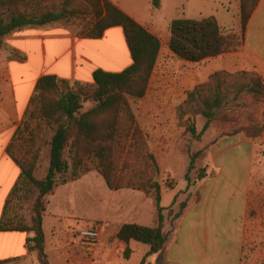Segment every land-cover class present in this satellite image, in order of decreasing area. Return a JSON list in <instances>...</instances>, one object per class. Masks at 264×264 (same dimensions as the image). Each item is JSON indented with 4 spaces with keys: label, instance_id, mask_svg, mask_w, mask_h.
Masks as SVG:
<instances>
[{
    "label": "crops",
    "instance_id": "1",
    "mask_svg": "<svg viewBox=\"0 0 264 264\" xmlns=\"http://www.w3.org/2000/svg\"><path fill=\"white\" fill-rule=\"evenodd\" d=\"M110 1L156 36L161 42L162 52H168L169 28L173 20L196 19L192 15L204 9L208 13H199L198 19L214 17L220 25L218 15L223 10L219 0H192L190 4L189 0H158L155 9L152 0ZM223 3L228 8L231 6L230 0H223ZM235 10L237 13L238 4ZM207 61L211 63L207 68L179 61V71L169 84L161 76L157 84L152 85L156 77L155 68L152 72L146 94L138 107L142 124L138 122L139 118L136 121L141 131H145L149 153L157 165L160 152L164 147L168 148L173 137L169 128L177 122L175 117H166V113L174 112L188 91L216 72H251L264 81V0L258 1L246 23L241 48ZM131 65V55L120 27L106 30L99 39H89L75 30L56 25L27 27L3 38L0 49V219L21 174L9 148L37 82L43 77H55L70 85H93L94 72L120 73ZM253 159V143L241 135L223 137L208 147L204 167L206 176L197 185L199 199L189 201L181 217L175 221L162 253L164 264H264V250L246 253L245 246L249 240L248 228L261 233L260 223L264 219V214L262 219L249 217L254 189ZM87 166V173L75 181L58 185L50 195L43 218V232L46 230V234H50L63 223L67 226L86 223L73 233L76 243L71 244L70 250L77 255L95 252L100 256L97 249L101 248V241L93 247L81 243L75 235L89 225L87 222L106 223L107 230L104 225L101 229L102 239L113 237L118 250L125 253L129 250L131 256L138 251V243L124 244L116 239V234L126 224L153 227L156 219L153 201L142 191L121 189L109 191L111 197L117 195L114 206L111 203L103 205L99 190L104 191L107 186L89 162ZM174 197L165 203L162 193L161 208L167 209ZM91 202L97 203L93 204L97 209L90 210ZM165 231H168L166 224ZM46 234L45 253L48 258ZM30 236L23 232L0 231V263L17 264L25 258L38 259L36 252L29 253L26 249V239ZM59 249L51 252L60 254ZM148 251L149 248L139 257V263ZM118 253L121 254L120 251ZM119 254L117 259L122 258ZM154 257L147 264H160V255L155 254Z\"/></svg>",
    "mask_w": 264,
    "mask_h": 264
},
{
    "label": "trees",
    "instance_id": "2",
    "mask_svg": "<svg viewBox=\"0 0 264 264\" xmlns=\"http://www.w3.org/2000/svg\"><path fill=\"white\" fill-rule=\"evenodd\" d=\"M54 1L0 0V49L3 38L17 30L44 27L83 16L89 23L79 34L89 39H99L106 30L120 27L132 65L120 73L94 72L93 85H70L55 77H43L37 82L9 148L21 174L5 203L0 231L30 234L26 239L27 251L36 252L43 264H49L43 232L47 198L58 185L75 181L87 173L89 162L108 189L138 190L152 199L156 211L155 225H123L116 239L124 244L135 242L149 248L139 264H146V258L155 254L160 255L162 262V253L174 229L165 231V209L160 206L159 184L153 179L158 166L149 153L130 103L144 98L161 42L110 0H60L59 5ZM258 1L239 0V35L224 32L214 17L173 20L169 28L168 52L176 60L199 64L238 51L246 23ZM152 7H158V0H152ZM248 98L253 103H264L261 77L251 72H217L188 92L177 112L180 118L189 114L205 120L198 135L194 126L188 128L189 133L198 139L229 103L232 107H245ZM87 102L91 106L84 111L83 105ZM47 133H51L47 144L48 167L39 179L36 171L41 160V144H46L43 139ZM205 176L204 171L197 173L193 200L199 199L197 185ZM185 181L188 186L187 174ZM188 203L180 205L173 217L175 221Z\"/></svg>",
    "mask_w": 264,
    "mask_h": 264
},
{
    "label": "rangeland",
    "instance_id": "3",
    "mask_svg": "<svg viewBox=\"0 0 264 264\" xmlns=\"http://www.w3.org/2000/svg\"><path fill=\"white\" fill-rule=\"evenodd\" d=\"M191 1L192 0H189L188 3L190 4ZM54 2L58 5L60 4V0H55ZM219 3L223 4V10H221L218 15V20L220 23L219 26L226 33H236L239 35V0H230L231 6L229 8L226 3H223V0H219ZM237 4L238 12L236 13L235 6H237ZM199 13H202L201 15H204V13L208 12L207 10L202 9L200 10V12H196L192 16L198 19V17H200ZM88 23L89 21L81 16L76 19H68L52 25L68 28L81 33V31L88 26ZM161 41L164 42L163 38H161ZM178 62L179 60H176L173 56L171 57L170 53L160 51L159 58L155 66L156 77L152 85H156L161 76L163 78L165 77L167 84H169L170 82L172 83L177 71H179L178 69L180 65ZM210 64V61L205 60L202 63L197 64V68H207L208 66H210ZM186 67L189 68V65H186ZM207 80L205 82H207ZM183 102L176 106L174 112L172 111L166 113V117H175L177 122L174 126H171L169 128V133L173 137H171L168 142V148L164 147L163 151L160 152V157L157 158L159 162L157 165L158 172L155 175L153 174L154 181L159 184L160 194L163 193L164 202L167 203L170 197L175 196L174 203L170 204V206L163 212L166 230L172 231L174 229L175 220L173 217L179 211L180 205L186 204L187 201L195 199V184L197 183V173L200 174L203 173V171L205 173L204 167L208 147L211 144H214L217 140L223 137L234 136L233 134H237L238 132L245 138V135L250 136L246 139L251 141L254 146V189L253 193L251 194L249 217L252 219H262L264 214V103H253L249 98L245 101V107L236 108L230 106L229 103L224 108V110H222L219 118L215 121H212L207 131L202 133L200 137L196 139L189 133L188 128L190 126H194L196 135H198L200 134L205 124V120L199 116H191L189 114L180 118L179 113L177 112V107L182 105ZM130 103L133 107L136 118H139L138 122H141L142 124V120L138 116V107L141 103V100L134 103L131 101ZM90 106V102L85 103L83 105V110H87ZM181 129H183V132H181ZM143 132L145 133L144 130ZM50 136L51 133H47L43 139L46 144H41V160L39 163V168L36 171V177L39 179L42 178L47 168V144L50 140ZM190 158H192V165L190 164ZM189 166L190 169H188ZM186 174L189 180L188 186L187 182L185 181ZM109 191L110 189L108 188L104 191L100 189V197L104 200L103 205L108 206V204L111 203V205L114 206L116 204L117 195L111 197ZM49 197L50 195L47 198L48 203ZM93 204L97 205L96 202H91L90 210L97 209V207H95ZM87 223H89V225H98L101 227V229L104 225L103 228L107 230L106 223ZM85 224L86 223L67 226L65 223H63L62 225L57 226L55 230H52L50 234H46L45 230L44 235H47L46 249L49 253L48 258L51 261V264H61V261L67 264H138L140 259L139 257L144 254L145 250H148L147 246L137 244L139 248L138 251L136 250L131 256L129 252L126 253L127 255H125V252H123V250H118L114 238L111 237L105 241L102 239L101 248H96L98 252L100 251V256L97 255L98 253L95 254V252H89L86 253V255H77L75 254V252H71L70 250L71 244H73V242L75 241L72 236L76 229ZM260 226L262 228L260 230L261 233H255V230L252 227L251 229L250 227L248 228L249 240L245 245L247 250L246 253H248L250 250L253 251L255 249L264 250V219L263 221H261ZM53 249H59L60 254L51 252ZM118 251H120L121 254H119ZM118 254L122 258L117 259ZM154 258V255L146 258V264L149 261L154 260ZM17 264L43 263L40 258L36 260L35 258H25L23 262ZM160 264H164V262L160 261Z\"/></svg>",
    "mask_w": 264,
    "mask_h": 264
},
{
    "label": "built area",
    "instance_id": "4",
    "mask_svg": "<svg viewBox=\"0 0 264 264\" xmlns=\"http://www.w3.org/2000/svg\"><path fill=\"white\" fill-rule=\"evenodd\" d=\"M75 238L81 243L94 247L100 243L102 239V231L100 227L86 226L76 233Z\"/></svg>",
    "mask_w": 264,
    "mask_h": 264
}]
</instances>
